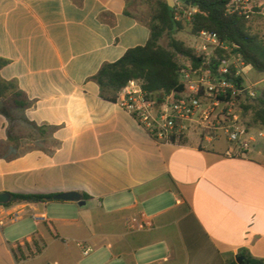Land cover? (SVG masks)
I'll return each mask as SVG.
<instances>
[{
  "label": "crops",
  "instance_id": "1",
  "mask_svg": "<svg viewBox=\"0 0 264 264\" xmlns=\"http://www.w3.org/2000/svg\"><path fill=\"white\" fill-rule=\"evenodd\" d=\"M146 13L138 0H0V78L28 101L0 98V194L84 201L0 205L4 222L14 210L45 216L19 243L0 226V264L49 246L64 260L68 240L94 264L264 259V138L238 158L224 156V140L157 144L92 79L147 43Z\"/></svg>",
  "mask_w": 264,
  "mask_h": 264
},
{
  "label": "built area",
  "instance_id": "2",
  "mask_svg": "<svg viewBox=\"0 0 264 264\" xmlns=\"http://www.w3.org/2000/svg\"><path fill=\"white\" fill-rule=\"evenodd\" d=\"M223 1L226 14L244 19L249 26L264 23V0ZM173 8L176 21L191 23L197 12L193 5L187 10L182 5ZM192 37L197 41L192 49L203 67L193 69L188 59L178 57L181 90L149 96L143 83L132 79L117 93L115 103L157 144L182 145L190 133H198L200 141L207 143L224 140L225 157H243L264 138L263 127H250L242 115L241 100L254 94L233 81L243 77L247 66L216 33L202 30ZM23 215L19 210L6 213L0 226L15 223ZM32 217L45 221L42 214Z\"/></svg>",
  "mask_w": 264,
  "mask_h": 264
},
{
  "label": "trees",
  "instance_id": "3",
  "mask_svg": "<svg viewBox=\"0 0 264 264\" xmlns=\"http://www.w3.org/2000/svg\"><path fill=\"white\" fill-rule=\"evenodd\" d=\"M186 2L193 3L197 9L191 23L185 20L176 21L175 8H169L166 1L159 0L149 18L150 35L147 43L127 50L114 63L102 65L92 79L99 86L103 99L115 103L117 93L132 79L140 80L143 91L149 96L181 90L178 57L188 59L193 69L203 67L201 58L194 54L193 49L173 37L175 33L183 30L185 24L190 27L191 35H197L202 30L216 33L222 42L233 48L232 53L237 54L245 66L264 74V42L250 33V26L244 19L226 14L223 0H185L180 2L184 9H187ZM163 37L168 39L167 47L160 44ZM5 64L6 61L0 58V69ZM233 81L239 88L245 89L243 77L238 76ZM10 93L13 94L15 107L24 109L28 106V101L17 90L16 85L0 78V98ZM16 98L21 100L17 101ZM249 109L254 110L253 121L264 127V99L257 100L256 109L251 106L244 107L245 111ZM10 195L11 200L4 207L17 203H47L52 199L50 195ZM83 197L87 198L86 195ZM19 247L17 246V251ZM238 257L242 258L243 264H264V259L253 258L246 250H241ZM225 264L237 263L230 260Z\"/></svg>",
  "mask_w": 264,
  "mask_h": 264
},
{
  "label": "rangeland",
  "instance_id": "4",
  "mask_svg": "<svg viewBox=\"0 0 264 264\" xmlns=\"http://www.w3.org/2000/svg\"><path fill=\"white\" fill-rule=\"evenodd\" d=\"M159 0H138V2H141L142 12L146 13V15L138 14V17L140 19H146L149 20L151 14L153 13L154 7L156 5V2ZM166 1V0H161ZM173 6H181L179 1H173L171 3ZM187 10V9H185ZM250 33L253 35L258 36L263 42H264V23H258L251 25L250 27ZM173 37L177 40L182 41L187 47L192 48V46L197 43V41L192 37L190 27L185 24L183 30L180 32H177L173 35ZM168 39L167 37H163L160 41V44L163 47H167ZM179 63V61H178ZM246 76H244L245 79V88H247L249 91H251L254 96L252 98L242 99L241 100V109H242V115L244 121L250 126V127H261L258 124H256L253 121L254 118V110L249 109L248 111L244 110V107L251 106L252 108L257 107V100L264 99V74H260L256 71H254L252 68H245L244 69ZM255 76V77H254ZM262 128V127H261ZM264 132V130H263ZM192 136H195L199 138L198 133H190L188 135V138L190 139ZM52 206L57 205H51ZM51 212L49 213V219L51 216ZM58 217L59 220L62 218H68L69 216H55ZM35 219L32 217L31 212H27L23 215L22 219L12 223L8 224L4 228L5 236L9 244L13 243H19L20 241H24L25 235L27 233H36L39 228H44L43 224L36 225ZM38 243V242H37ZM68 248H67V256L63 259L57 257L53 253L52 247H47L43 250V252L38 255L37 257H34L32 259H29L27 261V264H54L56 262L57 264H94L96 258H94V254L91 251V253L88 256H83L82 249L76 247L75 242H71L70 240L67 241ZM38 245V244H37ZM20 249L23 248L24 251L27 253V258L32 257L33 253L28 250L26 245L24 247H19ZM41 246H37L36 250L38 251ZM22 250V249H21ZM36 252V251H35ZM23 258V257H22Z\"/></svg>",
  "mask_w": 264,
  "mask_h": 264
},
{
  "label": "water",
  "instance_id": "5",
  "mask_svg": "<svg viewBox=\"0 0 264 264\" xmlns=\"http://www.w3.org/2000/svg\"><path fill=\"white\" fill-rule=\"evenodd\" d=\"M173 1H179V2H185V0H166L167 6L169 8H173V5L171 4ZM186 6H192L193 3H185ZM11 200V195L8 193H1L0 194V205H6L7 203H9ZM52 200L53 201H75L78 203L79 206H83L84 205V201L81 200V196L78 193L75 192H67V193H62V194H57L52 196ZM235 262L237 264H243L244 261L242 260L241 257H237L235 258Z\"/></svg>",
  "mask_w": 264,
  "mask_h": 264
}]
</instances>
